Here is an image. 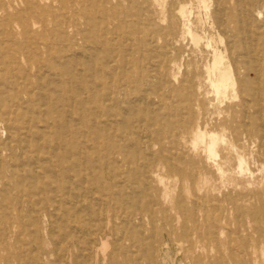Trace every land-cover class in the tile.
<instances>
[{
    "label": "rangeland",
    "instance_id": "rangeland-1",
    "mask_svg": "<svg viewBox=\"0 0 264 264\" xmlns=\"http://www.w3.org/2000/svg\"><path fill=\"white\" fill-rule=\"evenodd\" d=\"M9 1L12 2L1 0V3L7 6ZM103 1L37 0L46 9L49 23L47 40L52 47L44 59L51 64L54 62L52 59L57 56L55 39L63 57H79L77 65L62 66L69 74L75 73L83 69L81 66L91 64L89 57L92 51L108 37L113 61L112 69L104 79L111 81V86L120 93L114 97L124 99L117 106L121 121L113 128L115 136H118L114 138L113 145L125 150L127 157L119 155L116 161H109L107 157L101 159L100 168L90 178L98 181L93 199L73 196L71 200L74 205H82L81 222L62 223L58 229L51 225L45 214H40V220L32 223L29 218L31 209L27 205L16 211L15 206L8 204V196L2 194L0 181V208L8 204L5 214L0 210V244L6 243L9 247L5 252L0 250V257L25 253L33 260V256L46 253L48 261L37 263L29 259L28 264H75V256L78 257L76 264H163L155 258L150 260L151 252L138 253L139 249L134 248L125 236L124 225L128 223V217L140 211L145 216V228L141 230L144 234L140 243L142 249L143 244L148 249L158 247L160 242V237L146 239L152 222L162 227L165 216L174 220L180 217L178 225L191 228L198 220L205 232H226L224 237L239 249L233 257H225L230 263L235 259L241 264H264V239L258 242L260 234L264 235V145L257 138L243 137L241 141L232 138L234 110L231 107L241 99L240 86L236 87L237 96L232 90L226 96H218L207 76V69L213 63V53L207 43L213 36L218 37L210 18L218 8L216 0H207V11L199 9L198 0H113L109 6ZM233 5L234 1L229 0L227 6L231 8ZM182 6L190 12L188 19H183L179 13ZM250 6L254 11L262 12L264 21V0H251ZM26 7L23 1L18 0L12 9L9 8V14L15 19ZM104 8L110 13L109 20L105 19ZM7 20V14L0 11L1 32V26ZM103 21L108 22L106 36L98 29L101 23L102 26L107 23ZM186 25L201 37L200 48L192 45L186 35V40L182 39L179 45L173 44V36L181 39V33L188 28ZM55 31L64 38L58 41L53 35ZM40 32L41 29L36 30V34ZM169 32L173 36L167 35ZM12 36L5 38L16 43L26 40L17 26L12 28ZM3 50L2 59L8 62L5 48ZM21 54L17 57L18 71L26 67V59L31 56L27 52ZM243 57L232 67L236 73H244L241 66ZM227 59L226 62L229 61ZM249 59L253 60L251 56ZM18 71L1 72L0 92L5 93H0L2 96L9 93L6 94L4 78H17ZM44 74L49 75L47 69L35 82L33 99L36 100L35 107L46 110L48 105L41 101L43 92H38L37 88L44 85L46 94L54 99L55 84L50 82V76ZM54 107L57 108L56 104ZM237 109L239 112L245 110L243 107ZM45 118L52 122L54 119L50 115ZM237 121L248 122L243 118ZM171 122L176 127L189 126L225 134L228 143L220 144L218 158L214 160L204 152L203 146L195 149L191 136L183 134L182 129L172 128ZM8 135L5 125L0 123V158L4 163L10 155L4 146ZM238 155L244 160L243 171L239 169ZM44 199L56 201V204L61 201L51 193ZM89 201L94 202L92 206ZM151 201L155 203L151 204ZM90 209L100 213L99 217H95ZM53 213L56 224L62 216ZM81 227L91 235L107 231V255L116 251L114 258L102 261V257L97 260L88 255L83 257L85 255L80 253L77 241L67 236L73 233L81 235ZM121 245L127 251L118 252ZM188 245L185 242L183 247ZM247 251L248 254L245 253ZM183 255L177 251V260H168L166 264L180 263ZM11 264L19 263L13 258Z\"/></svg>",
    "mask_w": 264,
    "mask_h": 264
},
{
    "label": "bare ground",
    "instance_id": "bare-ground-1",
    "mask_svg": "<svg viewBox=\"0 0 264 264\" xmlns=\"http://www.w3.org/2000/svg\"><path fill=\"white\" fill-rule=\"evenodd\" d=\"M21 1L26 4V10L20 12L14 19V15L9 14V8L12 9L18 0L9 1L7 6L5 3L3 5L0 0V11L5 12L8 16L7 22L1 26L3 32L0 30V39L2 38L0 40V74L2 71H18L17 57L21 56L22 52L31 55L26 59L28 60L26 67L16 72L17 78L15 76L11 79H8L7 76L4 78L3 82L7 90L6 94L9 92L8 95L2 96L5 93L0 92L2 93L0 94V123L5 125L9 133L4 146L10 154L5 163L0 158L2 194L8 196V204L15 206L16 211L25 205L30 207L31 217L29 216V218L32 223L40 220V214H45L50 218L51 225H56L58 229L62 223L81 222L80 212L83 209L80 206L82 205L79 203L74 205L71 200L73 196L83 197L86 200L89 197L93 199L98 181L90 180V178L91 174L100 168L101 159L107 157L109 161H116V157L119 155L127 157L125 150L113 145L114 138L118 137L115 136L113 128L119 126L121 121L119 120L121 114L118 112L117 106L124 99L120 100V97H114L120 93L111 86V81L104 79L108 71H111L113 61L112 48L106 36L109 32L107 21H103L107 22L104 26L101 23V26L98 27L99 31H102L106 36V42H100L92 51V55L89 57L91 64L81 66L83 69L78 71L76 69L75 73L69 74L64 71L62 66L77 65L79 57L77 55L63 57V51L54 39L55 44H53L57 56L52 59L54 60L52 64L44 59V55L52 49L47 40L49 23L45 16L46 9L41 7L37 0ZM112 1L104 0L103 2L109 6ZM232 1H234V5L229 8L227 6L229 0H216L218 8L210 17L213 28L218 32V37L214 38L213 36L211 42L207 43L213 53V63L207 69V76L218 96H226L229 90L235 92L237 96L236 87L240 86L241 99L238 104L231 107L234 110L232 115L234 137L232 138H236L238 141H241L243 137L257 138L264 145V69L262 68L264 65V21L261 17L262 12H256L251 8V0ZM198 2L199 9L205 11L209 9L207 0H198ZM107 8H104V14L106 15L105 19L109 20L110 13ZM179 13L183 19H188L190 14L188 9L183 6ZM186 22L185 20L184 24ZM14 26L21 30V34L26 37L25 41L16 43L5 38V36L13 37L12 28ZM186 26L188 28L181 33L183 34L181 39L173 36L172 32L167 35L173 36L175 45H179L181 40L187 36L192 45L200 48L201 37L195 33L197 31L194 32L191 29V26ZM37 29H41V32L36 34ZM53 35L58 41L64 38L56 31ZM4 48L5 54L8 55V62L2 59ZM249 56L253 60L249 59ZM240 57H243L241 66L244 73L238 71L236 73L232 69L239 62ZM226 59L229 61L226 62ZM45 69L49 75L44 74V76H50V82L55 84L54 99L46 94L44 85L37 88L38 92H43L41 101L48 105L46 110L35 107L36 100L33 99L36 90L35 82L41 78L42 71ZM262 69L263 71H261ZM89 77L92 79L87 80ZM55 104L57 108L54 107ZM238 107H243L245 110L239 112ZM48 115L57 120L53 119V122L48 120L45 118ZM61 117H63L62 121ZM238 118L247 119L248 122H238ZM171 123L172 128L182 129L183 134L191 136L195 149L203 146L204 152L214 160L218 158L220 144L228 143L224 137L225 134L202 131L201 128L192 129L189 126L176 127L173 122ZM230 146L233 147L232 144ZM19 162L21 163L19 164ZM238 162L239 169L243 171L244 160L240 155H238ZM184 169L186 168L184 167ZM49 193L54 197L61 198L60 203L56 204V201L45 200L44 197H48ZM152 202L154 201H151V204ZM89 203L92 206L91 204L94 202L89 201ZM8 204L0 208L3 214L6 213ZM237 207L239 208L238 205ZM52 209L53 212L58 213L57 215L62 216V220L56 224L53 222ZM90 211L95 217H99L100 213L93 209ZM19 213L22 212L19 211ZM144 220L145 216L140 211L132 213L128 217L127 225H124L125 236L133 243L134 248L139 249L138 253L151 252L150 260L155 258L163 264H166L168 260L175 262L177 260L175 253L181 251L184 255L179 259L180 263L178 264H241L235 259H232L231 263L225 259L227 256L233 257L234 252L239 250L232 245V241L224 237L226 232H205L198 220H195L196 222L191 228L182 224L178 225L180 217L174 220L165 216L163 218L165 224L162 227H159L157 222H152L146 239L152 240L160 237V242L158 247H148V249L143 244L142 249L140 243L143 241L142 235L144 234L141 230L145 228ZM107 223L109 224L110 220L107 219ZM79 232L81 235L73 233L67 234V236L77 241L80 253L82 256L85 255L83 257L88 255L95 260L102 257V261L114 258L116 251L110 256L107 255L109 247L107 231L103 230L91 235L88 231H83L82 228ZM263 239L264 235L260 234L258 242L261 243ZM185 242L189 243L187 248L183 247ZM0 250L5 252L9 250V247L3 243V245L0 244ZM117 250L123 253L127 251V248L118 246ZM245 253L248 254V251ZM13 258L17 259L19 264H28L29 259L31 262L37 261V263H42L45 259L48 261L46 253L33 256V260L27 258V254L22 253L15 257H0V262L11 264ZM73 261L76 264L78 257H73Z\"/></svg>",
    "mask_w": 264,
    "mask_h": 264
}]
</instances>
